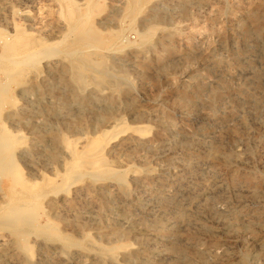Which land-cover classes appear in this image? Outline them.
Here are the masks:
<instances>
[{"label":"rangeland","instance_id":"1","mask_svg":"<svg viewBox=\"0 0 264 264\" xmlns=\"http://www.w3.org/2000/svg\"><path fill=\"white\" fill-rule=\"evenodd\" d=\"M0 68V264H264V0H0Z\"/></svg>","mask_w":264,"mask_h":264},{"label":"bare ground","instance_id":"2","mask_svg":"<svg viewBox=\"0 0 264 264\" xmlns=\"http://www.w3.org/2000/svg\"><path fill=\"white\" fill-rule=\"evenodd\" d=\"M129 1V0H128ZM158 1V0H157ZM90 2V1H89ZM88 2V3H89ZM129 4V3H128ZM138 8V7H137ZM143 8V7H142ZM88 11V10H87ZM88 13V12H87ZM71 14L69 13V16H70ZM73 15V14H72ZM89 19V18H88ZM69 29V28H68ZM67 30V29H66ZM73 30V29H72ZM22 35V34H21ZM70 37V36H69ZM8 40H10V39H8ZM7 40V41H8ZM42 42V41H41ZM6 44H7V46L9 45L10 47L12 46V41H9V42H5ZM40 43V42H39ZM38 43V44H39ZM62 43V42H61ZM6 44H4V47H5V45ZM37 44V45H38ZM36 44L35 45H33V46H37ZM75 45H77V44H75ZM23 46H25V45H23ZM31 46V45H30ZM83 46V45H82ZM85 46V45H84ZM32 47V46H31ZM31 47H26V49L27 50H24V51H26L24 54H25V57H26V61L27 60H29V59H27L28 57L30 58H32V56L35 54V51L33 52V51H31ZM78 47V46H77ZM93 47V46H92ZM2 48V47H1ZM7 48V47H6ZM37 48V47H36ZM78 48H80V47H78ZM94 48V47H93ZM150 48V47H149ZM5 49V48H4ZM3 49V50H4ZM7 49H9V48H7ZM7 49H5V50H7ZM35 49V48H34ZM38 49V48H37ZM70 49V48H69ZM72 49V48H71ZM11 49H9V50H7V51H10ZM68 50V49H67ZM80 50H82V48L80 49ZM79 50V51H80ZM41 52V51H40ZM63 52V51H62ZM11 53V52H10ZM68 53H70V55H73V54H76V53H78V49L76 48V47H73V49L72 50H70ZM64 54H65V52H64ZM67 54V53H66ZM65 54V55H66ZM144 54V53H143ZM68 55V54H67ZM6 56V55H5ZM4 56V57H5ZM20 56V55H19ZM18 56V57H19ZM22 56V55H21ZM10 58V57H9ZM25 58H23V60H24ZM7 60V59H6ZM9 60V59H8ZM7 60V61H8ZM17 62V61H16ZM11 63V62H10ZM28 63V62H27ZM5 64V63H4ZM18 64V63H17ZM26 64V63H25ZM89 65V64H88ZM14 66V65H13ZM12 66V67H13ZM17 66V65H16ZM81 66H84V65H81ZM89 66H92V65H89ZM14 68V67H13ZM82 68V67H81ZM1 69V68H0ZM6 69V68H5ZM83 69H84V67H83ZM92 70V69H91ZM247 70V69H246ZM78 71H81V70H78ZM86 72V71H85ZM83 73V75L84 74H86V73ZM91 72V71H90ZM245 72V71H244ZM250 72V71H249ZM77 76V75H76ZM73 77V76H72ZM80 77V76H79ZM249 78V77H248ZM251 80V79H250ZM93 82V81H92ZM255 84V83H254ZM247 92H249V91H247ZM219 96V95H218ZM260 104V103H259ZM256 107V106H255ZM241 112V111H240ZM111 117V116H110ZM120 120V119H119ZM145 130V129H144ZM4 133V132H3ZM139 135V134H138ZM8 136L9 135H7V139H8ZM3 138V137H2ZM1 138V139H2ZM10 140V139H9ZM83 143V142H82ZM107 142H105V141H102V139H100L99 137H94V138H90V139H88L87 140V142H86V144L84 145V147H83V151H81V153H78V156L81 154V155H83V158L85 157V160L83 161L82 159H80V160H75L76 162H78L79 163V161H81V162H83L84 163V165H86L85 164V162H88V164L90 163L91 165V167H95V168H100V167H102L103 169H106V168H109L108 167V165H107V163L105 162V160L103 159V154H104V147H105V144H106ZM6 145V144H5ZM70 145V147L73 149V150H76V147L74 146V143H71V144H69ZM124 145V144H123ZM137 145V144H136ZM109 146V145H108ZM131 146V145H130ZM218 147V146H217ZM216 147V148H217ZM1 148V147H0ZM1 150V149H0ZM212 150V149H211ZM210 151V150H209ZM1 152V151H0ZM215 153V152H214ZM2 155H3V153H2ZM117 157V156H116ZM116 160V159H115ZM240 160V159H239ZM127 162V161H126ZM71 163H72V161H71ZM123 163V162H122ZM70 164V163H69ZM88 166V165H87ZM89 167V166H88ZM122 168V167H121ZM153 169V168H152ZM166 171V170H165ZM113 173H114V175H117V176H120V177H122V179L124 178V175H123V173L124 172H122V171H120V170H114L113 171ZM97 175V174H96ZM11 176V175H10ZM183 176V175H182ZM93 177V176H92ZM99 177V176H98ZM196 177V176H195ZM83 178V177H82ZM192 179V178H191ZM79 180V179H78ZM231 181V180H230ZM23 183V182H22ZM184 184V183H183ZM65 185V184H64ZM60 186V185H59ZM65 186H67V185H65ZM145 186V185H144ZM10 188V187H9ZM50 188V187H49ZM235 188V187H234ZM61 189H63V188H61ZM102 189V188H101ZM78 190V189H77ZM157 190V189H156ZM208 190V189H207ZM33 192V191H32ZM36 192V191H35ZM73 192V191H72ZM54 193V192H53ZM57 193V192H56ZM55 193V194H56ZM41 194H43V193H41ZM125 194V193H124ZM156 194V193H155ZM161 195H162V193H161ZM210 195V194H209ZM17 196V195H16ZM169 196V195H168ZM180 196V195H179ZM200 196V195H199ZM23 197V196H22ZM37 197V196H36ZM42 197H44V196H42ZM10 198H12V196L10 197ZM33 198V197H32ZM157 198V197H156ZM29 199V198H28ZM40 199V198H39ZM145 199H147V198H145ZM15 200V199H14ZM32 200V199H31ZM151 200V199H150ZM159 200V199H158ZM161 200V199H160ZM187 200V199H186ZM214 200V199H213ZM19 202V201H18ZM14 203V202H13ZM17 203V202H16ZM10 204V203H9ZM8 204V205H9ZM18 204H16V206H17ZM137 205V204H136ZM15 206V205H14ZM141 206V205H140ZM5 207V206H4ZM10 207V206H9ZM186 209V208H185ZM123 215V214H122ZM149 217V216H148ZM128 219V218H127ZM168 221V220H167ZM159 229V228H158ZM157 229V230H158ZM151 231H153V230H151ZM23 248H27V249H29V251L31 250V245L28 243V242H24V244H23V246H22ZM122 247V246H121ZM30 253V252H29ZM115 253V252H114ZM113 254V253H112ZM116 254H117V251H116ZM111 256V255H110ZM68 258V257H67ZM111 258V257H110ZM61 259V258H60ZM57 260V259H56ZM102 264V263H101Z\"/></svg>","mask_w":264,"mask_h":264}]
</instances>
